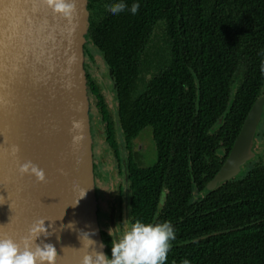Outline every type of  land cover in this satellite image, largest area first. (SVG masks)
<instances>
[{"label":"trees","instance_id":"obj_1","mask_svg":"<svg viewBox=\"0 0 264 264\" xmlns=\"http://www.w3.org/2000/svg\"><path fill=\"white\" fill-rule=\"evenodd\" d=\"M119 2L140 7L133 16L106 15L96 34L88 30L99 56L87 47L84 52L103 56L113 71L125 143L143 127L152 129L156 162L129 164L128 224H172L176 239L166 264H264V165L244 166L241 176L206 190L264 88V0ZM160 22L166 66L133 97L140 53ZM85 75L89 92L94 83ZM100 102L107 119L101 94ZM101 235L110 257L112 237L105 230Z\"/></svg>","mask_w":264,"mask_h":264},{"label":"water","instance_id":"obj_2","mask_svg":"<svg viewBox=\"0 0 264 264\" xmlns=\"http://www.w3.org/2000/svg\"><path fill=\"white\" fill-rule=\"evenodd\" d=\"M69 2L75 6L70 18L46 0H0V233L19 241L34 221L44 219L50 235L36 243L56 248V264H80L86 233L96 251L106 254L84 71V47H95L88 37V0ZM263 112L259 97L206 190L237 178L257 158ZM12 146L19 149L15 155ZM26 161L43 169V182L20 175Z\"/></svg>","mask_w":264,"mask_h":264},{"label":"flooded vegetation","instance_id":"obj_3","mask_svg":"<svg viewBox=\"0 0 264 264\" xmlns=\"http://www.w3.org/2000/svg\"><path fill=\"white\" fill-rule=\"evenodd\" d=\"M116 3H118V0H91V2L89 1V5H88L89 29H92L94 31V34L97 33L98 26L102 24V21L104 18H106L105 17L106 15L111 18L113 16V14H111L110 12L106 10V6L113 5ZM129 9L130 8H126L123 12L119 13V15H122V17L123 16H133V14L129 11ZM160 24L165 25L164 23L160 22V23H156L155 27ZM155 27H153L152 31L154 30ZM150 35L151 33L149 34L148 37H150ZM93 38L96 39L95 35L93 36ZM146 46L147 45H145V47L142 49L140 53L139 68H141V57H142L143 51L145 50ZM92 51L95 52L96 55L98 54L99 56L100 52L98 50L95 49ZM116 56L117 55L115 54V51H114L113 57H116ZM85 57L92 61H95V60L92 59L91 53L89 54V53L84 52V71H85V74L87 72L88 76L93 80V83H94L93 90L90 89V91L88 92V108L90 112V124L92 128L95 183H96V188L101 186L104 189L102 192L98 190L97 188L98 205H99L100 210L102 211V216H99V219H98L99 226H100V230H104L103 229L104 221H106L107 215L110 214L109 211L108 212L106 211L104 204L110 203L109 200L113 196H115L116 201H115L114 216L117 219L116 226L118 228V231H121L123 230V225L125 224V222H127V227L129 226L128 224L129 223V215H128L129 179L127 175L129 164H135L137 167H140V168L152 166L156 162V156H157L155 141L153 139L152 129L150 127H146V128L143 127L138 133V135L131 140V143H125V139L122 136L123 129L119 125L118 117L116 114V98H115L116 91L115 93L113 92L114 91L113 87H114V84H116V88H117V83H116L113 71L107 65L103 56H100L101 60L97 58L99 61V65L97 66V70L99 71V74L97 77L91 72L93 71L92 66L89 65L85 61ZM165 66H166V61L163 64V66L156 68V72L150 74V76L153 74L155 75L158 74ZM90 68H91V71L89 70ZM109 70H111L110 73H109ZM139 72H138V75H139ZM138 75H137V78H138ZM152 77H154V75ZM137 78H136V81H137ZM151 78L149 79V81L151 80ZM148 83L145 89H143L138 95L142 94L146 90ZM135 86H136V82H135ZM94 92L97 93V96H95ZM100 94L104 97L105 108L106 110L108 109L107 112L110 113V116L107 119H105V115L107 113L105 114L103 112V109L99 107V106H102L100 102ZM133 97H136L134 93H133ZM259 97H264V88L262 89V94L258 96V98ZM263 116H264V112H263L262 117ZM110 120L112 121L111 124L109 123ZM262 121L264 120L262 119ZM262 121L260 123V126L262 125ZM104 125H106V127ZM105 131L110 132L109 135L106 137L104 135ZM111 132L115 134V140H113L110 143L109 137L111 136ZM258 135H260V132L256 133V136ZM138 139H144L145 140L144 142L148 143L147 144L148 150L151 151L155 155V160L152 164L144 165L142 163L143 161H141L140 145L137 146L136 149H134L135 143ZM95 152L97 153L96 155H95ZM98 158L101 161H98L97 160ZM248 164L249 163H247V165ZM105 166L107 167L105 168ZM114 168L116 169L117 177H119V180H117L116 183L113 182V188L111 186H109L108 188L107 186L104 185L102 180L106 179L107 172L109 170L113 171ZM97 173L100 175L99 178L102 179L101 181L103 184L99 182V178H97V175H96ZM105 187H107V189ZM109 196H112V197L109 198ZM113 241L114 239L112 237L111 243ZM111 243L109 246L110 250H111Z\"/></svg>","mask_w":264,"mask_h":264},{"label":"clouds","instance_id":"obj_4","mask_svg":"<svg viewBox=\"0 0 264 264\" xmlns=\"http://www.w3.org/2000/svg\"><path fill=\"white\" fill-rule=\"evenodd\" d=\"M46 3L55 13L69 18L75 8L69 0H46ZM139 7L138 3H133L129 11L135 15ZM126 8L127 5L123 2L106 6V10L113 15H118ZM260 71L264 75V61L261 62ZM73 127L78 128L80 125L74 122ZM18 151L17 146H12V155ZM18 172L22 176L25 174L34 176L37 182L45 180L43 169L31 161L20 164ZM41 235L45 237L50 235L42 218L34 221L28 228L27 235L19 241L0 233V264H56V248L50 243H36ZM86 238L88 244L84 245L85 252L80 264H166L176 233L170 222L151 223L137 219L111 243L110 257L102 251H96L94 247L96 242L89 239V233H86ZM100 247H104L102 242ZM182 264H190V261L185 259Z\"/></svg>","mask_w":264,"mask_h":264},{"label":"rangeland","instance_id":"obj_5","mask_svg":"<svg viewBox=\"0 0 264 264\" xmlns=\"http://www.w3.org/2000/svg\"><path fill=\"white\" fill-rule=\"evenodd\" d=\"M168 53H169V47H168V41L166 39L165 33H164V28L163 25H157L154 30L151 32V35L148 40V44L143 51L142 57H141V68L140 72L136 81V89H135V96H137L143 89H145L149 79L155 75H151L152 73L156 72V68L163 66L165 61L168 58ZM95 61L89 60L85 57V61L92 66L93 71H91V68L89 69L94 75L98 77L99 71L97 70V66L99 65V61L96 57H94ZM87 66V65H86ZM85 66V67H86ZM239 73L237 74L236 77V83L239 81ZM99 80V79H98ZM264 120V116L262 117ZM261 119V121H262ZM261 123V122H260ZM260 126V124H259ZM257 129V132H260V135L256 136V156L254 160H252L248 165L251 167H255L257 165H264V121H262V125ZM144 139H138L135 143L134 149L137 148V146L140 145L141 148V161L144 165H150L154 162L155 160V155L148 150L147 142H144ZM133 149V150H134ZM97 153L95 152V155ZM98 161H101L99 158L97 159ZM247 165V166H248ZM107 166H105L106 168ZM246 167V166H245ZM244 169V166H243ZM111 172V174H110ZM243 173V171H242ZM242 173L239 175L241 176ZM97 178H99V174L97 173ZM115 177V178H114ZM99 178V182L101 184L104 183L105 186L109 188L111 186L113 188V182L116 183L117 180H119V177H117V172L116 169L114 170H109L107 172V178L102 180ZM107 187H105L107 189ZM98 190L103 192V187H97ZM112 196H109L111 198ZM115 201L116 197L113 196L107 204H104L106 211H109V215H107L106 221H104V230L113 237L114 241L118 239V237L127 230V222L123 225V230L118 231V228L116 226V221L117 219L115 216L113 217L112 214L115 211ZM99 206V205H98ZM100 210V208H99ZM115 213V212H114ZM102 216V211L100 210V215ZM123 231V232H122Z\"/></svg>","mask_w":264,"mask_h":264}]
</instances>
